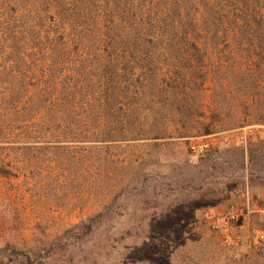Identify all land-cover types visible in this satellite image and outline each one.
<instances>
[{"label":"rangeland","instance_id":"1","mask_svg":"<svg viewBox=\"0 0 264 264\" xmlns=\"http://www.w3.org/2000/svg\"><path fill=\"white\" fill-rule=\"evenodd\" d=\"M144 2L0 0V82L44 73L54 58V39L80 45L109 33L123 47L130 38L138 43L135 30ZM164 2L171 14L196 11L203 34L165 36L160 49L167 67L195 62L192 43L208 67L228 65L222 62L230 40L210 35L213 27L232 29L224 15L232 21L231 12L243 8V0ZM128 17L131 34L124 24ZM230 77L223 79L231 82ZM235 86L222 103L227 109L245 97ZM11 96L0 83V117ZM212 99L208 78L202 100L216 105ZM171 119L143 126L142 134L132 123L112 124L117 137L120 130L125 136L112 143L56 142L30 136L24 120L0 124V169L7 171L0 176V264H264V126L257 120L210 134L190 129L179 137L180 124ZM184 122L198 125L192 116Z\"/></svg>","mask_w":264,"mask_h":264},{"label":"trees","instance_id":"2","mask_svg":"<svg viewBox=\"0 0 264 264\" xmlns=\"http://www.w3.org/2000/svg\"><path fill=\"white\" fill-rule=\"evenodd\" d=\"M143 1L135 30L138 43H131L130 38L125 43L127 47H123L109 33H102L98 41L80 45L64 39L60 43L54 39L52 44L47 41L50 52L55 54L44 73L11 75L0 82L12 93L3 102L0 124L24 120L30 136L39 134L56 142L102 139L109 143L125 138L123 130L118 133L121 137H117L110 127L117 122L132 123L136 134H142L143 126L172 118L180 124L179 137L187 135L190 129L199 128L203 134H210L220 129L243 128L257 120L264 126V0H253V7L243 0V8L231 12L232 21L224 15L231 30L213 27L210 38L224 36L230 40L225 43L230 50L228 59L222 62L228 65L217 63L208 67L205 54L192 43L190 47L198 59L173 68L164 63L160 45L163 46L165 36L203 35L197 13L178 10L171 14L164 0ZM32 16L35 15L28 13L33 20ZM130 20L128 17L124 22L128 34L133 30ZM30 30L32 35L36 32ZM19 62L16 60L15 64L18 66ZM86 62L92 63L90 67L77 65ZM22 63L26 65L28 61ZM88 68L91 71H86ZM225 74L229 78L231 74L233 81L223 79ZM173 75H179V80ZM208 78L216 105H204L202 100ZM166 79L170 81L165 84ZM234 84L239 85L245 97L236 102L237 107L227 109L222 103L237 88ZM187 101L195 106H186ZM186 116L196 118L199 127H186ZM149 136L159 139L164 135L149 133ZM6 174L5 169H0V176Z\"/></svg>","mask_w":264,"mask_h":264},{"label":"built area","instance_id":"3","mask_svg":"<svg viewBox=\"0 0 264 264\" xmlns=\"http://www.w3.org/2000/svg\"><path fill=\"white\" fill-rule=\"evenodd\" d=\"M205 148H207L206 145H200V146H199V149H200V150H204ZM194 149H195V148L193 147V150H194ZM229 219H230V220H234L235 217H234L233 215H231V216L229 217Z\"/></svg>","mask_w":264,"mask_h":264}]
</instances>
